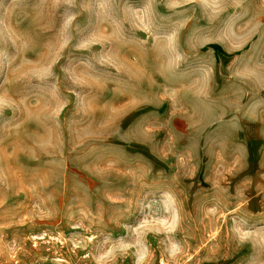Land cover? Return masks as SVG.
Here are the masks:
<instances>
[{"label":"rangeland","instance_id":"1","mask_svg":"<svg viewBox=\"0 0 264 264\" xmlns=\"http://www.w3.org/2000/svg\"><path fill=\"white\" fill-rule=\"evenodd\" d=\"M0 264H264V0H0Z\"/></svg>","mask_w":264,"mask_h":264}]
</instances>
